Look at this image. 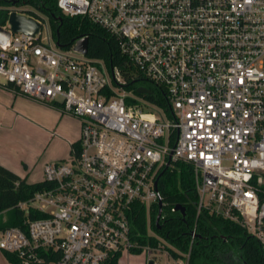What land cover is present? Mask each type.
<instances>
[{"label":"built area","instance_id":"built-area-1","mask_svg":"<svg viewBox=\"0 0 264 264\" xmlns=\"http://www.w3.org/2000/svg\"><path fill=\"white\" fill-rule=\"evenodd\" d=\"M58 6L118 37L139 73L165 89L170 115L127 90L120 68L75 44L59 46L48 19L30 6H11L1 25L11 36L0 43V84L79 118L81 133L68 159L44 164L48 185L19 204L24 225L0 227L8 263L102 264L142 247L132 210L158 202L156 180L170 155L193 166L199 211L241 223L264 248V0ZM12 11L40 21V31L13 32Z\"/></svg>","mask_w":264,"mask_h":264},{"label":"trees","instance_id":"trees-1","mask_svg":"<svg viewBox=\"0 0 264 264\" xmlns=\"http://www.w3.org/2000/svg\"><path fill=\"white\" fill-rule=\"evenodd\" d=\"M21 5L30 6L33 10L29 12L48 19L53 38L62 48L69 49L78 39L88 36L90 58L101 59L110 68H120L129 89H137V82L150 87V94L135 91L170 115L165 89L151 85L139 73L123 53L120 39L110 31L88 18L66 16L58 0H0V25L6 23L11 6ZM1 85L19 93L12 84ZM73 145L77 146L78 142ZM47 185L44 180L29 182L0 164V227L23 226L27 214L19 204L33 199ZM159 194L163 201L160 227L156 223L158 202L149 209L136 203L132 210L133 239L142 246L133 248V252L139 253L145 246L158 249L165 241L171 257L187 256L188 264H264V248L244 225L205 209L198 210L196 175L190 163L173 160L160 177ZM177 205L185 208L184 213L175 209ZM29 215L35 218L45 213L31 210ZM149 230L158 237L149 235ZM120 258V254H114L102 264H119Z\"/></svg>","mask_w":264,"mask_h":264},{"label":"rangeland","instance_id":"rangeland-1","mask_svg":"<svg viewBox=\"0 0 264 264\" xmlns=\"http://www.w3.org/2000/svg\"><path fill=\"white\" fill-rule=\"evenodd\" d=\"M43 32L44 34L47 33L46 27H44ZM0 82L4 83L2 78H0ZM138 84L140 83H136V88ZM125 88L137 94L136 89H129L127 86ZM128 102L137 103V101L130 100ZM41 105L53 107L20 93L15 94L12 90L0 93V127L9 129L17 135L20 145L23 146V156L30 160L33 168L29 179L34 181L43 179V173L39 165L35 166L36 159L34 158L41 160L50 156L51 152L56 149L59 152V158L56 160L68 159L71 153V143L76 142L81 133L79 118L59 110L64 117L63 125L58 126L56 117L43 109ZM53 132H56L54 138L56 142L49 143V138L52 137ZM149 235L158 237L152 230H149ZM167 245L168 243L164 241L157 250L144 249L139 253L124 251L121 254L119 264H148L150 259H155L158 264H188L187 256L180 259L172 258ZM0 264H9L2 251H0Z\"/></svg>","mask_w":264,"mask_h":264},{"label":"crops","instance_id":"crops-1","mask_svg":"<svg viewBox=\"0 0 264 264\" xmlns=\"http://www.w3.org/2000/svg\"><path fill=\"white\" fill-rule=\"evenodd\" d=\"M6 90H9V89H7L6 87L0 84V93L6 92ZM49 105H52V104H49ZM41 106L43 107V109L49 111L52 114V116L56 117L55 119L58 120L57 122L58 126L63 125L62 122H63L64 116L62 115V113H60L61 109L59 107H56L54 105H52L53 107L46 106V105H41ZM55 134L56 132H53L52 137L49 138L50 139L49 143L56 142V140L54 139ZM73 143H71V148H72ZM58 158H59V152L55 149L54 151L51 152L50 156L44 157L41 160L39 158H34L36 159L35 166L39 165L43 173L44 164L49 161H54ZM29 161L30 160H27L23 156V146L20 145V141L18 140L17 135H15V133H13L9 129H4L0 127V164L7 167L8 169H11L12 171L17 173L21 177L27 178L29 182H36L34 180L29 179L31 170H33V168L31 167V162Z\"/></svg>","mask_w":264,"mask_h":264},{"label":"water","instance_id":"water-1","mask_svg":"<svg viewBox=\"0 0 264 264\" xmlns=\"http://www.w3.org/2000/svg\"><path fill=\"white\" fill-rule=\"evenodd\" d=\"M9 22L11 24V30L13 32H23L32 36H35L40 31L42 26L41 22L35 19L34 17L27 16L26 14L17 11L11 12L9 16ZM10 36H11V32L9 30L4 29L0 25V43H6L9 40ZM74 49L79 53L87 55L89 52V37L85 36L78 39V41L75 43ZM137 92L140 94H145V93H150L151 90L146 86H139L137 88ZM171 156L172 155H170L169 161L165 169L160 173L159 177L156 180V186L158 190H159L160 177L164 174V171L171 165ZM158 204H159V212L156 218V223L158 227H160V220L163 211V201L160 197V194H159ZM175 209L180 210L182 213H184L185 211V208L182 205H177ZM148 264H158V263L155 261V259H150Z\"/></svg>","mask_w":264,"mask_h":264}]
</instances>
